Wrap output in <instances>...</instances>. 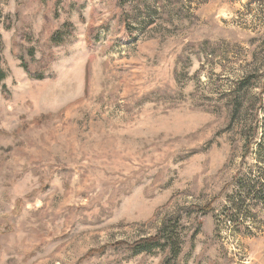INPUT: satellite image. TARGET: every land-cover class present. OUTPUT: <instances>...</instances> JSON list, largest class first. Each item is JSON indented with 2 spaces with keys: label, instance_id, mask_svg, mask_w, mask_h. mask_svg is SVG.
Masks as SVG:
<instances>
[{
  "label": "rangeland",
  "instance_id": "374dc122",
  "mask_svg": "<svg viewBox=\"0 0 264 264\" xmlns=\"http://www.w3.org/2000/svg\"><path fill=\"white\" fill-rule=\"evenodd\" d=\"M0 40V264H264V204L230 210L264 181V0H0ZM169 219L175 260L127 249Z\"/></svg>",
  "mask_w": 264,
  "mask_h": 264
},
{
  "label": "trees",
  "instance_id": "16d2710c",
  "mask_svg": "<svg viewBox=\"0 0 264 264\" xmlns=\"http://www.w3.org/2000/svg\"><path fill=\"white\" fill-rule=\"evenodd\" d=\"M259 1V0H258ZM3 51V46L2 42L0 40V60H1V54ZM16 57L21 60V65L24 71L28 74V76L32 79L35 80H44L46 79L45 73L40 71L39 69H34V67L37 66V63L35 61V58L32 54L31 50L26 51L25 53L21 52L20 55H16ZM49 77V76H48ZM7 78L6 73L0 69V87L3 86V83L5 82ZM249 82V83H248ZM251 81L243 80L241 83L238 85V91H241L243 87H251L252 84L250 83ZM247 85V86H246ZM6 92V91H5ZM238 96V97H237ZM235 107L237 110L238 107L240 106L239 103L241 101V97L239 95L235 96ZM262 140L257 144L258 149L255 151V154L260 156L262 155V162L264 161V124H262ZM259 126L257 124L255 125L253 129V133L255 135L258 134L260 130ZM245 139V147H246V154H249L250 152L253 153L252 149V138H248L247 135L244 136ZM260 178V177H259ZM235 183L240 185L239 183V176L236 178ZM244 198V201L242 204L246 203L247 200H254L257 202H262L264 204V181L262 179V183L260 180L250 182L248 184L241 185L239 187V193H237L234 198L230 201V210L235 213L236 212V217L239 219L242 215H240L242 211V207L240 204V201ZM243 206V205H242ZM190 210V209H189ZM200 212L204 214H208L211 212V207L201 209ZM236 217H231L230 222L235 223ZM175 223L176 219H169L165 221L158 231V234L155 237H150V238H145L141 239L140 241L134 243L133 245H127V249L135 255H151L157 250H161L162 248L165 247H171V251L169 252V260H174L176 259V248L174 245V230H175ZM166 260V261H169ZM161 264H164L163 261Z\"/></svg>",
  "mask_w": 264,
  "mask_h": 264
}]
</instances>
